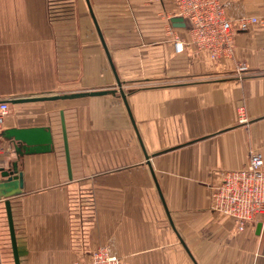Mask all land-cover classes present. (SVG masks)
Segmentation results:
<instances>
[{
  "label": "crops",
  "instance_id": "1",
  "mask_svg": "<svg viewBox=\"0 0 264 264\" xmlns=\"http://www.w3.org/2000/svg\"><path fill=\"white\" fill-rule=\"evenodd\" d=\"M89 2L92 13L87 0H74L61 19L50 17L51 0H0V101L68 96L10 103L0 135L50 127L55 151L19 159L0 138V173L18 162L24 175L23 193L10 199L18 262L2 199L0 264H83L72 196L94 213L85 244L124 264H264V220L237 232L211 200L223 173L245 168L252 152L264 158V25L235 36L244 76L218 77L209 54L187 45L189 23L173 24L175 0ZM223 2L232 17L264 19V0ZM66 63L76 90L59 93ZM91 91L109 93L69 98Z\"/></svg>",
  "mask_w": 264,
  "mask_h": 264
},
{
  "label": "built area",
  "instance_id": "2",
  "mask_svg": "<svg viewBox=\"0 0 264 264\" xmlns=\"http://www.w3.org/2000/svg\"><path fill=\"white\" fill-rule=\"evenodd\" d=\"M179 17L189 23L190 41L187 44L197 52L208 53L212 60L220 63L229 60L233 54V37L237 31H247L256 25H263L264 19L255 16H241L231 19L223 0H175ZM50 9L57 8L52 7ZM177 52L184 50V45L175 43ZM246 71V68H240ZM10 103L0 101V132L6 116L10 113ZM245 121V120H242ZM0 173V181H1ZM211 200L216 212L232 218L237 232H244L247 227L259 220H264V158L259 152L250 154L249 164L239 170L222 174L219 184L211 191ZM80 196L71 197V222L79 248L84 252L86 264H122L119 257L106 248L89 250L87 235L91 222L88 208L81 206ZM83 261V260H82ZM84 263V262H83Z\"/></svg>",
  "mask_w": 264,
  "mask_h": 264
},
{
  "label": "water",
  "instance_id": "3",
  "mask_svg": "<svg viewBox=\"0 0 264 264\" xmlns=\"http://www.w3.org/2000/svg\"><path fill=\"white\" fill-rule=\"evenodd\" d=\"M87 2L90 11L92 13L89 0H87ZM172 22L177 27L185 26L183 18L180 17L173 18ZM95 23L98 28V31H100L96 20ZM101 39L103 45L105 46L106 51L108 52V49L106 47L105 41L102 36ZM108 56L111 62V66L114 72H116L112 64L109 53ZM116 78H117L118 86H121V82L118 79L117 75ZM108 93L109 91L80 92L70 95L69 98L80 97V96H103ZM67 97L68 96H59V95L40 96V97L15 99V100H11L10 103L22 104V103H30V102H38V101H55ZM62 132H63L68 170L70 171L71 165H70V154L68 147V137H67V130H66V124L63 113H62ZM0 138L11 141L12 144H14L15 146L14 149L19 159H21L26 155L47 154V153H53L55 151L53 132L50 127L8 128L1 133ZM1 177L2 179L0 181V200L2 199L5 200L14 256L16 262H18V249L16 243V235H15L10 199L15 196L21 195L23 193L24 175L22 172L18 170V162H14L12 164L11 170L8 171L1 170ZM261 226H262L261 224L258 225V230L261 228Z\"/></svg>",
  "mask_w": 264,
  "mask_h": 264
},
{
  "label": "rangeland",
  "instance_id": "4",
  "mask_svg": "<svg viewBox=\"0 0 264 264\" xmlns=\"http://www.w3.org/2000/svg\"><path fill=\"white\" fill-rule=\"evenodd\" d=\"M54 1V5L52 7H57L56 8V11L58 12L57 14L58 15H61L59 16L58 18H61V19H64V18H68L70 19V17L72 16V13L74 12V6H73V2L74 0H67L68 4L65 6L63 3L65 2L64 0H61V2H59V0H53ZM61 11H64V12H61ZM227 15L228 17H230L231 19H236V17H232L229 13V10H227ZM50 17L52 18V12L50 10ZM238 18V17H237ZM74 23L71 22V23H68L66 24V28L68 29V26H71L70 28H74L73 27ZM264 25V24H263ZM59 28V30L61 31V34H63V31L60 29L62 28V25L60 26H56ZM69 28V29H70ZM55 29V27H54ZM253 30V28H250L249 30L247 31H237L235 34H234V37H233V54H232V57L231 59L229 60H224L226 61L225 63H220L219 61H215L213 60L212 63H213V66H214V71L218 72V74L216 73L215 75L220 77L221 75H230V74H234L236 77L238 78H242L244 76V74L246 73V71H242L240 68L244 67L247 69V64L246 63H241V62H236V53H235V47H234V39H235V36L240 33V32H251ZM57 31V29H56ZM57 38V36H56ZM59 40H60V44L63 43V35L62 36H59L58 37ZM69 40H72V38H70V36L67 37V41L69 42ZM183 44V43H182ZM60 49H58V52L56 53V57L57 59H61L63 60L64 59V54L65 52L63 51V48H66L65 46L64 47H59ZM68 56H71V54H69ZM232 61V63H234L233 65L230 66V64L228 65V62ZM63 62V61H62ZM64 63V62H63ZM65 65H67L65 68H62L60 69L59 73H60V76L64 77V76H68V77H64V79H61V85L63 86L61 88V91L59 93H70V91L72 92L73 90H76L74 89L75 86L73 84H75L73 78H71V68H69V65L70 63H66ZM61 73H64V75H61ZM71 78V79H69ZM239 109L240 110H243V104H239L238 105ZM11 108H14L13 106H10V113L13 112V110ZM9 113V115H10ZM242 120H245V121H242ZM239 122L242 123V124H246L248 122L247 118H245L243 115H240V118H239ZM92 210H90V213H91V222H90V225L93 223L94 221V213L91 212ZM89 225V227H90ZM99 248H104V247H99ZM98 248L96 249H91V250H97ZM90 249L88 248V251ZM108 250V249H107ZM110 252V251H109ZM116 256V255H115ZM118 257V256H117ZM120 259V257H119ZM121 260V259H120ZM83 264H86L87 260L85 259V257L83 258ZM121 263L124 264V262L121 260Z\"/></svg>",
  "mask_w": 264,
  "mask_h": 264
},
{
  "label": "trees",
  "instance_id": "5",
  "mask_svg": "<svg viewBox=\"0 0 264 264\" xmlns=\"http://www.w3.org/2000/svg\"><path fill=\"white\" fill-rule=\"evenodd\" d=\"M64 1L65 2L63 4L66 6L68 4V2H67V0H64ZM59 2H61V0H59ZM51 3H54V1L51 0ZM51 12H52V18H57V17L61 16V15L57 14L58 12L56 11L55 8L51 9ZM61 12H64V11H61Z\"/></svg>",
  "mask_w": 264,
  "mask_h": 264
}]
</instances>
